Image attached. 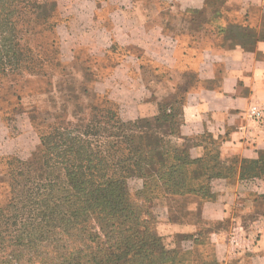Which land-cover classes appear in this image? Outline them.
Returning a JSON list of instances; mask_svg holds the SVG:
<instances>
[{
	"label": "crops",
	"instance_id": "1",
	"mask_svg": "<svg viewBox=\"0 0 264 264\" xmlns=\"http://www.w3.org/2000/svg\"><path fill=\"white\" fill-rule=\"evenodd\" d=\"M70 2L64 26L71 29L73 47L95 50L101 45L104 54L97 55L114 63L111 74L90 86L91 92L106 95L120 106V115L132 119L154 118L158 102L176 99V89L184 88L179 137L208 136L220 160L234 170L212 181L213 198L194 202L185 221L163 219L160 236L208 230L206 243H188L194 256L190 264H264V175H241L242 162L256 163L264 153V132L249 118L253 105L264 111V0H221L215 16L207 0H108L104 11L95 3L76 10L82 1ZM231 11L242 22L227 20ZM237 26L244 29L243 42L236 39ZM143 61L168 72V80H146ZM190 71L194 85L187 76L177 79ZM150 85L159 90L152 93L157 100L150 98ZM27 149L30 153V145ZM203 152L201 146L191 150L197 156ZM22 154L0 124V158L20 159Z\"/></svg>",
	"mask_w": 264,
	"mask_h": 264
},
{
	"label": "trees",
	"instance_id": "2",
	"mask_svg": "<svg viewBox=\"0 0 264 264\" xmlns=\"http://www.w3.org/2000/svg\"><path fill=\"white\" fill-rule=\"evenodd\" d=\"M210 1L209 14L215 16L217 9L213 11ZM55 11L59 16L55 0H0V92L12 77L22 90L29 77L43 75L44 54L40 50L33 54L25 41L20 44L21 38L15 42V34L34 36L42 34L44 28L48 31ZM30 23L33 26L28 29ZM233 31L243 42L244 29L237 26ZM13 87L8 85L6 93L19 101ZM170 119L172 116H155L156 123ZM109 121L116 129L112 136H96L87 127L71 123L62 127L59 123L38 137L28 159L0 158L20 166L11 176V198L0 208V264L191 262L192 253L184 245L172 248L164 244L151 226L153 200L173 187L191 193L200 203L210 200L212 181L233 174V168L220 160L217 146L208 136L179 137L180 124L175 127L171 120V136L182 140L179 147L166 144L164 136L140 126L138 120L123 122L116 116ZM13 122L15 119L6 122L0 115V124L9 135L16 128L11 127ZM199 146L203 154H192ZM241 164L242 177L264 175V153L256 163ZM130 179L141 181L135 197L143 198L148 207L131 201ZM207 233L202 230L196 236H183L184 244H204Z\"/></svg>",
	"mask_w": 264,
	"mask_h": 264
},
{
	"label": "rangeland",
	"instance_id": "3",
	"mask_svg": "<svg viewBox=\"0 0 264 264\" xmlns=\"http://www.w3.org/2000/svg\"><path fill=\"white\" fill-rule=\"evenodd\" d=\"M45 1L51 3L53 0ZM55 1L57 3L59 16L56 15V11L52 14L49 23L53 26L49 28L48 31L44 28L42 34L34 36H20L19 34H15V42H18L19 38H21L20 44L25 41L33 54H36L39 50L44 54L43 56L47 61L43 67V75L29 77V74H26L29 78L22 90L19 89L21 85L17 78L12 77L11 83H3V91L0 92V115L4 116L6 122L15 119V122L10 125L16 128L10 131L11 136L9 135V137L15 140V147L19 152L23 153L20 159H28L29 155L38 145V137L49 133L50 130L59 123L62 127L68 126V123L78 124L81 126V129L87 127L91 130V133L96 136H112L116 133V129L114 128L115 124L109 121V119L110 117L116 119V116L123 122L138 120L140 126L158 132L160 136H164L163 139L166 144L169 142L173 147L181 146L182 140H180L177 135L171 136V132L174 126L176 127V125L180 124L181 93L185 89H176L177 97L174 100L170 99L158 102V114L172 116L170 120L173 122L174 126L171 125L170 120H160L156 123L155 117L126 119L125 116L120 115L121 113L118 115L117 107L120 109V106L116 102L110 100L106 95H97L91 92L90 88L99 77L103 78L107 74H111V69L109 71V68H111L114 63L101 55H97L99 53L104 54L101 45H98L95 50L73 47L76 41L74 37H72L71 29L64 26L69 22L68 19H65V9L71 2L70 0H61L60 6L62 11H60L58 4L59 0ZM81 1L82 3L78 6L83 7H76V10L87 9V4L94 7L95 3L97 8L102 7V11H104L106 6L105 2L108 0ZM210 2L213 6V11L218 9V0H211ZM195 15L192 14V19L198 20L199 15ZM232 18L242 22V18L239 17L235 11L229 13L227 20H231ZM32 26V23H30L28 29H31ZM109 54L119 55L121 52L115 51L112 53L110 51ZM35 58H33V61ZM143 64L145 79L149 80V82H151L152 79H158L162 82L168 80V72L161 68H157V66L152 63L144 62ZM184 74L180 75L182 78L177 75V79H183L186 78L184 76H187V81L194 85V71L185 72ZM8 85H14L13 91H15L16 95H20L19 101H17L16 97L11 93H6ZM158 91L156 87L150 85V98L152 99V97H154L152 94L153 92L157 93ZM93 94L97 97H93ZM154 100H157L156 96ZM13 110L15 111L12 112ZM27 145H30V153H28ZM2 148L5 150L4 146H2ZM7 150L9 151V148ZM4 158H6V156H4ZM18 167L20 166L17 165V163L14 165L12 161L0 159V208L5 206L11 198V176L14 172L13 170H16ZM187 171L190 172L191 170ZM141 186L142 183L138 179H130L128 181L131 201L137 206L145 208L148 207V204L143 198L135 197L136 192L141 190ZM165 192L168 194H165ZM165 192H162L161 196H156V194H154L157 199L153 200L152 207L150 208L152 217L154 218L151 226L155 228L158 235H160L158 233V225L163 222V219L167 218L170 222L185 221L188 215L187 209L194 202H200V199L196 198L191 193L182 191L177 187L171 189L167 188ZM164 194L166 198H162L165 196ZM162 238L164 244L172 248L178 244L184 245L185 249L187 248L188 243L184 244L183 236ZM199 251H202V254L205 256H210L206 248H199ZM193 257V254H191L190 260Z\"/></svg>",
	"mask_w": 264,
	"mask_h": 264
},
{
	"label": "built area",
	"instance_id": "4",
	"mask_svg": "<svg viewBox=\"0 0 264 264\" xmlns=\"http://www.w3.org/2000/svg\"><path fill=\"white\" fill-rule=\"evenodd\" d=\"M249 118L262 132H264V111L259 106L253 105L250 107Z\"/></svg>",
	"mask_w": 264,
	"mask_h": 264
}]
</instances>
